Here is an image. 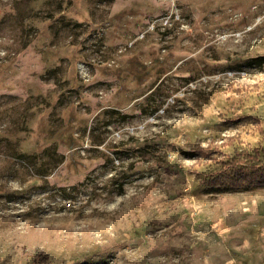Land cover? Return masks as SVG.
Wrapping results in <instances>:
<instances>
[{
  "label": "rangeland",
  "instance_id": "1",
  "mask_svg": "<svg viewBox=\"0 0 264 264\" xmlns=\"http://www.w3.org/2000/svg\"><path fill=\"white\" fill-rule=\"evenodd\" d=\"M237 147L264 0H0V264H264V187L203 184Z\"/></svg>",
  "mask_w": 264,
  "mask_h": 264
},
{
  "label": "trees",
  "instance_id": "2",
  "mask_svg": "<svg viewBox=\"0 0 264 264\" xmlns=\"http://www.w3.org/2000/svg\"><path fill=\"white\" fill-rule=\"evenodd\" d=\"M234 138L229 137L227 144H233ZM234 145V144H233ZM217 145L203 146L201 141H198L197 157L205 158L210 157L212 154L221 153L217 150ZM213 149V151H212ZM215 149V150H214ZM261 151L258 149L248 150L236 148L234 156L227 164L230 167L229 172L224 166L218 171L212 172L203 184L210 188L220 189H252L264 187V162L261 161ZM240 166V167H239ZM240 169V172H232L234 169Z\"/></svg>",
  "mask_w": 264,
  "mask_h": 264
}]
</instances>
